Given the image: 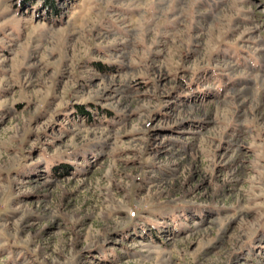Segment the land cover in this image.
<instances>
[{"label":"rangeland","instance_id":"374dc122","mask_svg":"<svg viewBox=\"0 0 264 264\" xmlns=\"http://www.w3.org/2000/svg\"><path fill=\"white\" fill-rule=\"evenodd\" d=\"M0 0V264H264V0Z\"/></svg>","mask_w":264,"mask_h":264},{"label":"trees","instance_id":"16d2710c","mask_svg":"<svg viewBox=\"0 0 264 264\" xmlns=\"http://www.w3.org/2000/svg\"><path fill=\"white\" fill-rule=\"evenodd\" d=\"M52 1L51 0H48V2H47V5H52Z\"/></svg>","mask_w":264,"mask_h":264}]
</instances>
